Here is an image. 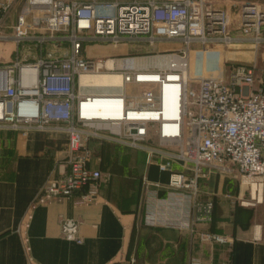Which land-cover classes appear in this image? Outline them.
Wrapping results in <instances>:
<instances>
[{
	"label": "built area",
	"instance_id": "built-area-1",
	"mask_svg": "<svg viewBox=\"0 0 264 264\" xmlns=\"http://www.w3.org/2000/svg\"><path fill=\"white\" fill-rule=\"evenodd\" d=\"M213 0H23L16 13L12 39L15 57L0 65V130H58L67 135L62 169L49 177L31 204L68 201L93 203L104 174L90 166V140L105 141L145 152L167 172L165 184L144 173L141 186L144 221L195 232L210 222L214 197L193 200L207 169L262 190L264 179V90L255 64H234L226 76L190 71L191 46L233 39L225 34L228 16ZM13 0H0V26ZM239 31L259 35L264 10L242 4ZM219 34H222L220 36ZM8 35L0 31V38ZM182 45L137 56L93 58L86 46L95 41ZM61 50V51H60ZM117 72L120 84L84 85L88 73ZM178 165V168H174ZM165 188L166 196L159 191ZM244 199L239 204L246 205ZM26 218H31L28 213ZM28 226V221L24 223ZM79 221L60 219L61 236L76 243ZM206 242L229 243L221 234L198 232ZM26 264H40L24 234ZM189 264H203L191 257Z\"/></svg>",
	"mask_w": 264,
	"mask_h": 264
},
{
	"label": "crops",
	"instance_id": "crops-1",
	"mask_svg": "<svg viewBox=\"0 0 264 264\" xmlns=\"http://www.w3.org/2000/svg\"><path fill=\"white\" fill-rule=\"evenodd\" d=\"M15 48L12 43L10 51ZM234 51L239 63H251L242 48ZM195 60L190 59L191 73L200 68L195 74L207 75L204 68L211 64L199 67ZM66 144V133L58 130H32L26 135L0 130V264L27 263L24 234L40 264H189L191 257H200L203 264H264V181L261 200L256 201L258 195L250 199L248 189L237 180L207 169V176L199 180L201 193L192 201L214 197L211 221L198 222L195 232L151 227L142 221L141 176L145 173L165 184L168 173L159 171L155 162L148 165L144 151L112 142H88L90 166L105 175L93 203L54 201L31 208L45 181L62 169ZM159 193L164 198L165 188ZM241 199L252 203L239 204ZM65 215L78 219L82 243L61 236L60 219ZM202 231L221 234L230 242L203 241L197 235Z\"/></svg>",
	"mask_w": 264,
	"mask_h": 264
},
{
	"label": "rangeland",
	"instance_id": "rangeland-1",
	"mask_svg": "<svg viewBox=\"0 0 264 264\" xmlns=\"http://www.w3.org/2000/svg\"><path fill=\"white\" fill-rule=\"evenodd\" d=\"M213 2L215 3V6L217 8L223 9L226 12L228 16L227 18H228L229 24H228V28L226 29L227 34L225 35L232 37L233 39H230V41H226V42H218V41L209 42L207 47L210 48V51L207 52L206 55L203 53L201 49V45L199 43H196L191 46L192 50L190 53V59L192 61L196 59L197 61L195 60V64L196 66H199V67L201 66L204 67L206 66V64H211L210 66H207L208 68H204V69H207V71L209 72L207 73V75L213 76V75L219 74L222 76H226V74L228 73L232 65L242 64V63H239L241 62L239 58L234 57L236 53L234 49L238 47V48L243 49L242 53L245 54L246 61L254 62L255 74L260 75L261 69L264 67V41H260L258 44H255L250 39L251 37L250 34H244V33L242 34L239 31V27H240L239 18L241 15L240 10H241L242 4H255L257 8L264 10V0H213ZM22 3H23V0H13V5L11 9L8 11V13L5 15L2 25L0 26V31L3 34L8 35L6 38H0V65L9 63V61L15 57L16 48H15V42L13 41L11 37L13 33V29L11 28V25L14 23L16 13L19 11ZM227 8L230 11V13L229 11L227 12L225 10ZM219 35L222 36V34H219ZM259 35L261 37H264V25L260 26ZM10 41L13 43L14 48H15L14 50H11V51H10V48L12 46V43ZM181 45H182V42H178L177 40L176 41L158 40L154 44H148L146 42H141V43L127 42V43L117 44L116 46H114V44L110 42L101 43V42L95 41V42L87 44L85 54L86 56H91L93 58L119 56V55H125L128 53L140 56V55L147 54L150 51L162 52L164 50L176 49ZM241 45L244 47H242ZM227 49H228V52L226 51ZM247 54H249L250 57H248ZM208 59H211V61H208ZM210 68H214V69L211 70ZM196 70L199 71L200 68L198 69L196 68ZM197 71H193L192 69V72L194 74ZM262 87H264V79L262 80ZM62 155H64V151L62 152ZM149 164L150 163H148V165ZM162 177L164 178L163 175ZM246 201L248 203H252V201L250 202L247 199ZM142 207L145 212V202H144V206L142 205ZM142 221L145 224L144 214H143ZM151 227H155V226H151ZM197 258H199L202 261L200 257H197Z\"/></svg>",
	"mask_w": 264,
	"mask_h": 264
},
{
	"label": "bare ground",
	"instance_id": "bare-ground-1",
	"mask_svg": "<svg viewBox=\"0 0 264 264\" xmlns=\"http://www.w3.org/2000/svg\"><path fill=\"white\" fill-rule=\"evenodd\" d=\"M80 82L81 84L84 85H94V86H102V85H116L120 84V75L117 72H102V73H88V74H83L80 77ZM258 195V199L256 201L261 200V191L254 190L253 185L251 186V196L253 197L252 199H255ZM249 204V203H247ZM246 204V205H247Z\"/></svg>",
	"mask_w": 264,
	"mask_h": 264
},
{
	"label": "trees",
	"instance_id": "trees-1",
	"mask_svg": "<svg viewBox=\"0 0 264 264\" xmlns=\"http://www.w3.org/2000/svg\"><path fill=\"white\" fill-rule=\"evenodd\" d=\"M264 79V78H263ZM263 90H264V87H263Z\"/></svg>",
	"mask_w": 264,
	"mask_h": 264
}]
</instances>
